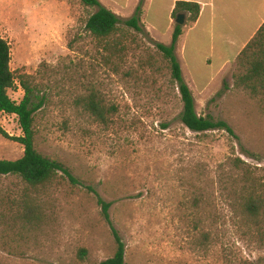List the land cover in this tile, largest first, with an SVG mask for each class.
<instances>
[{"label":"rangeland","instance_id":"obj_1","mask_svg":"<svg viewBox=\"0 0 264 264\" xmlns=\"http://www.w3.org/2000/svg\"><path fill=\"white\" fill-rule=\"evenodd\" d=\"M45 1H22L4 36L11 68L33 75L47 96L37 147L69 167L76 182L59 174L47 187L40 196L46 222L24 239L17 221L0 218V264H98L116 251L111 225L128 264H264V221L239 208L250 185L264 195V104L235 85L237 65L205 89L192 76L212 71L204 63L212 48H176L197 112L234 130L195 132L182 122L180 91L155 45L171 44L172 33L149 31L141 13L144 31L125 28V48L114 52L86 29L96 8ZM139 4L118 15L131 18ZM93 90L117 107L105 123L77 104ZM9 93L17 102L25 94L19 84ZM0 125L23 133L15 114L0 110ZM23 154L22 144L0 134V158ZM22 186L16 176L0 179V196L19 198ZM99 199L111 203L112 224Z\"/></svg>","mask_w":264,"mask_h":264},{"label":"trees","instance_id":"obj_2","mask_svg":"<svg viewBox=\"0 0 264 264\" xmlns=\"http://www.w3.org/2000/svg\"><path fill=\"white\" fill-rule=\"evenodd\" d=\"M81 2L85 6L96 8V11L86 21V29L99 42L104 43L106 49L114 52L124 50L123 38L128 35L125 28L137 32L144 31L141 25L144 0H140L135 14L127 20H122L117 13L103 5L100 0H81ZM180 13L187 15L186 25H192L200 16L201 5L193 1H178L173 16L177 18ZM183 32L184 26L176 23L171 44L161 42L155 44L168 61L172 78L180 91L183 102L182 122L195 132L223 129L234 134L233 128L225 120H215L211 116H203L197 112L193 90L183 77L182 66L176 54L177 43ZM11 60V43L6 38L0 37V110L17 115L23 131L22 135L14 136L0 125V134L7 139L19 142L24 147V154L18 159L0 158V179L16 176L23 181L19 198L11 199L10 193L0 196V206L7 207L6 211H0V218L8 222L17 221L21 231L18 238L24 239L28 236L24 231L39 230L46 222V210L40 196L47 187L59 174H66L73 182L76 181L69 167L38 149L36 143L37 116L46 105L47 96L42 87L36 83L33 75L14 71L11 68ZM236 65L235 85L240 86L252 98L264 104V23L238 55ZM17 84L23 88L25 93L20 102L14 100L9 93L11 89L17 87ZM77 104H80L90 116L104 123L109 120L111 113L117 111V107L114 104H107L97 90L91 91L86 96L78 97ZM249 188L247 195L241 197L244 201L239 204V208L244 215L259 223L264 221V195L256 192L253 185ZM99 203L103 205L105 218L112 224L108 212L111 203L102 199H99ZM15 205L18 207L15 215L8 216L12 214V207ZM8 226L13 228L12 224ZM111 230L116 241V251L113 256L98 264H128L126 245L112 225ZM81 253V256H84L87 250L82 249Z\"/></svg>","mask_w":264,"mask_h":264},{"label":"crops","instance_id":"obj_3","mask_svg":"<svg viewBox=\"0 0 264 264\" xmlns=\"http://www.w3.org/2000/svg\"><path fill=\"white\" fill-rule=\"evenodd\" d=\"M22 1L27 0H0V37L5 38L8 24L16 19V14H21L19 6ZM109 1L110 9L119 15L130 13L139 3V0ZM178 1H193L201 5L198 20L184 26L177 49L181 46L187 52L189 47L197 48L204 42L212 48L204 59L206 65L213 67L212 71L208 75L205 72L203 76L195 73L192 76L194 85L207 89L216 76L236 65L238 55L263 25L264 0H144L142 16L147 29L163 37L172 33L173 37L176 24L173 11ZM158 15L163 18H158Z\"/></svg>","mask_w":264,"mask_h":264},{"label":"water","instance_id":"obj_4","mask_svg":"<svg viewBox=\"0 0 264 264\" xmlns=\"http://www.w3.org/2000/svg\"><path fill=\"white\" fill-rule=\"evenodd\" d=\"M185 20H186V15H185V13H180V14L177 16V18H176V22H177L178 24H181V25H183V24L185 23Z\"/></svg>","mask_w":264,"mask_h":264}]
</instances>
